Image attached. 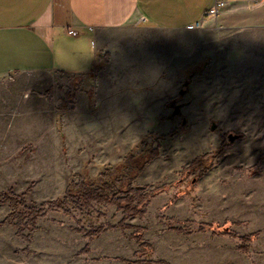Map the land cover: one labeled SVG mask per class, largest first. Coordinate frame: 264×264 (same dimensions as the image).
<instances>
[{
  "label": "rangeland",
  "instance_id": "374dc122",
  "mask_svg": "<svg viewBox=\"0 0 264 264\" xmlns=\"http://www.w3.org/2000/svg\"><path fill=\"white\" fill-rule=\"evenodd\" d=\"M203 27L191 30L195 39L184 36L182 70L168 66L149 86L120 89L134 97L159 84L165 89L159 116L145 122L146 133L133 143L104 134L97 144L92 134L97 106L81 109L86 113L79 119L74 111L81 82L71 81L66 88L71 139L79 123L87 126V135L78 151L59 153L65 168L30 167L35 153L25 146L8 160L22 159V166L1 169L23 177L0 193L24 195L42 216L33 230L16 233L6 223L8 203H0V264H264V32L225 41L210 24ZM108 71L102 75L110 81ZM175 106L179 115L171 117ZM229 135L236 139L229 142ZM147 149L150 158L132 184L145 198L140 216L124 217L108 203L80 210L47 206L65 194L68 171L72 182L83 169L95 177L103 167ZM95 229L101 232L87 238Z\"/></svg>",
  "mask_w": 264,
  "mask_h": 264
},
{
  "label": "crops",
  "instance_id": "0c3cea01",
  "mask_svg": "<svg viewBox=\"0 0 264 264\" xmlns=\"http://www.w3.org/2000/svg\"><path fill=\"white\" fill-rule=\"evenodd\" d=\"M212 1L0 0V191L22 179L1 169L22 166V159L8 160L25 146L35 153L30 167L48 169L65 168L59 153L82 146L87 126L75 125L76 137L71 139L73 117L66 100V88L74 79L81 82L74 111L79 119L86 113L81 109L97 106L92 132L97 144L104 134L129 143L144 135L145 122L160 114L165 89L159 84L138 97L120 89L149 86L168 66L182 70L184 36L195 39L196 31L205 30L188 28L203 19ZM223 2L217 17L206 23L225 41L264 32V0ZM106 70L112 72L110 81L102 75ZM68 176L67 184L76 181L69 171Z\"/></svg>",
  "mask_w": 264,
  "mask_h": 264
},
{
  "label": "trees",
  "instance_id": "16d2710c",
  "mask_svg": "<svg viewBox=\"0 0 264 264\" xmlns=\"http://www.w3.org/2000/svg\"><path fill=\"white\" fill-rule=\"evenodd\" d=\"M148 150L136 157L125 158L116 165L103 167L95 177H89L83 169L75 175L78 181L67 186L63 197L48 203L47 206L61 210L64 206L71 205L80 210L81 207H88L90 203H108L121 209L124 217L140 216L139 204L145 198L141 192L135 191L132 184L150 158ZM3 202H7L10 209L6 223L15 227L16 233L24 229L33 230L35 219L42 216V209L27 203L24 195L3 192L0 193V203ZM100 232L101 230L95 229L85 235L91 238Z\"/></svg>",
  "mask_w": 264,
  "mask_h": 264
},
{
  "label": "built area",
  "instance_id": "2783aa9c",
  "mask_svg": "<svg viewBox=\"0 0 264 264\" xmlns=\"http://www.w3.org/2000/svg\"><path fill=\"white\" fill-rule=\"evenodd\" d=\"M224 0H214L213 5L208 9V11L205 13V16L203 17V19L193 25H191L190 28L191 30H200L201 28H203V26L205 25L206 22L213 20L217 17V14H219V12L221 11V9L224 6ZM70 36L75 37L76 34L74 31H68L67 33Z\"/></svg>",
  "mask_w": 264,
  "mask_h": 264
},
{
  "label": "water",
  "instance_id": "95a60500",
  "mask_svg": "<svg viewBox=\"0 0 264 264\" xmlns=\"http://www.w3.org/2000/svg\"><path fill=\"white\" fill-rule=\"evenodd\" d=\"M178 107L179 106H175L174 111H173L171 117H175V116H178L179 115V108ZM214 129H215V126L212 125L211 126V131H213ZM227 139H228L229 142H233L236 139V137L235 136H232V135H229L227 137Z\"/></svg>",
  "mask_w": 264,
  "mask_h": 264
}]
</instances>
